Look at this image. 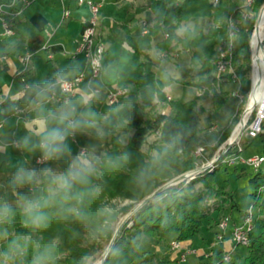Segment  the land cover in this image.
Instances as JSON below:
<instances>
[{
  "label": "trees",
  "instance_id": "trees-1",
  "mask_svg": "<svg viewBox=\"0 0 264 264\" xmlns=\"http://www.w3.org/2000/svg\"><path fill=\"white\" fill-rule=\"evenodd\" d=\"M8 1L0 0V3ZM263 4L264 0H255L253 16L248 19L243 17V0H219L215 6L210 0H150L152 19L146 25V33L139 38L141 44L146 45V49L135 50L143 58L139 63L141 71L134 80L138 95L123 112L127 129L131 133L125 141L117 134H111L103 151L111 156L128 152L129 162L119 170H104L103 176L94 181L100 185V191L86 207L87 218L84 221L54 218L46 231H38L23 225L18 212L16 222L5 227L8 233L7 243L14 238L29 241L30 256L37 244L43 245L54 238H59L57 264H82L83 259L90 263L98 255L101 242H109L115 231L116 217L111 215L107 218L104 211L106 200L116 197L129 199L132 203L123 209H133L160 185L193 168L195 166L193 151L198 146L208 148V144L198 136V102L196 99L185 101L167 99L163 85L154 71V62L149 53L151 42L158 33H167L166 37L163 36L154 45L155 48L166 53L178 48L189 50L191 66L204 70L197 80L190 84L199 88L207 87L211 93L213 106L222 105L227 101L229 92L221 87L214 86L211 89L210 86L214 84L216 78L218 79L214 65L218 53L217 46L228 40V23L232 20L238 28L234 39L232 65L245 101L251 87L250 38ZM193 19L202 22V28L198 31L187 25ZM207 21L209 23H206ZM159 103L169 104L170 111L162 113L157 109ZM241 111L242 104L237 108L238 116L234 115L223 129L220 136L222 140L229 135ZM262 127L263 131L259 135L264 144V119ZM151 134L156 135L157 145L153 147L156 152L169 138H177L181 150L170 154L166 167L152 169L149 173L150 179L138 183L136 180L138 171L147 167L155 155L143 150L146 139ZM231 152L229 150L226 154ZM216 164L217 167L213 170H203L187 183H183L182 180L166 187L135 210L131 218L122 224L111 244L120 249V253L128 255L127 262H123L118 256L107 254L103 264H127L132 260H137L136 264H179L178 258L172 260L157 250L143 249L141 239L133 232L138 231L156 239L171 234L172 240L167 243L170 246L172 241L184 240L192 243L202 227L209 230L212 226H217L220 221L217 219V213L222 210L226 198H231L232 195L220 186L216 179V171L223 168L226 172L229 165L222 160ZM232 165L236 172L235 164ZM254 170L248 182L255 186L250 195L252 202L258 207V215L253 214V229L248 233L249 242L244 245L246 254L240 264H264V163ZM236 173L243 174L244 170ZM232 243L237 244L233 240ZM228 251L222 249L210 252L205 262L238 264V258L231 259L229 255V258L225 259ZM231 251L235 253V250ZM16 264L21 262L16 261Z\"/></svg>",
  "mask_w": 264,
  "mask_h": 264
},
{
  "label": "crops",
  "instance_id": "crops-1",
  "mask_svg": "<svg viewBox=\"0 0 264 264\" xmlns=\"http://www.w3.org/2000/svg\"><path fill=\"white\" fill-rule=\"evenodd\" d=\"M19 6L20 3L17 2L15 8ZM3 9L9 11L10 7L5 6ZM65 10L69 11L67 16H64ZM88 17V7L85 4L79 5L77 0H32L20 14L13 15V34H3L0 19V196H6L9 200L15 199L9 182L17 164L24 163L26 167L36 169L52 167L64 170L71 159L63 157L57 161L38 163L37 158L41 156L39 151H26L17 145L16 142L27 134L28 128L42 123L38 118L37 109L30 103L31 94L27 88L29 84L51 79L61 70L75 69L76 71L69 72V78L83 73V79L75 86L74 93L66 99L61 97L51 100L45 107L60 106L67 100L78 104L81 91L89 88L97 93L90 104L79 106L78 112L94 113L92 118L102 129V136L97 135L96 129H91L69 138L68 143L72 147L73 155L81 150L103 153L111 133L122 128L120 118L133 102L136 77V74L130 73L132 66L125 59L134 60L133 56L136 55L138 71H141L139 63L143 58L135 50L146 49V45L141 44L139 38L144 34L146 25L151 22L152 12L148 3L139 0H104L101 3L95 29V43L98 40L103 41L106 51L102 59L101 74L96 78L90 77L85 58L77 51L84 22ZM162 37L163 34L160 33L153 38L149 53L153 62L157 60V64H154L157 78L166 94L170 93L172 98L169 89L171 84L166 85L164 82L163 66H178L176 63L166 62L162 57L166 52L154 47ZM25 55H30L27 61L23 60ZM121 75L130 78L131 83L122 86V97L116 104L109 105L106 102L107 92L117 86H112L107 77L121 78ZM166 80L171 79L168 77ZM57 94H61L59 89ZM202 118L198 113V132L203 126ZM20 191L32 194L28 186ZM233 224L239 223L233 221ZM185 242L192 245L190 241ZM215 244L219 246L218 251L235 249L232 246L231 234L228 237L225 232L222 239L214 240L210 250L213 251L212 246ZM197 249L200 252L195 253L198 261L203 260L206 253L200 248ZM163 252L168 253V250ZM175 258L178 256L175 255Z\"/></svg>",
  "mask_w": 264,
  "mask_h": 264
},
{
  "label": "clouds",
  "instance_id": "clouds-1",
  "mask_svg": "<svg viewBox=\"0 0 264 264\" xmlns=\"http://www.w3.org/2000/svg\"><path fill=\"white\" fill-rule=\"evenodd\" d=\"M74 71L61 70L51 79L27 86L31 94L30 103L37 109L42 123L28 128L17 145L26 151H39L41 162L57 161L63 157L71 159L65 170L52 167L36 169L26 167L24 163L16 165L9 182L15 199L0 196V239L7 238L4 228L16 222L18 212L23 225L38 231H46L54 218L84 221L87 218L86 207L100 191V185L94 181L103 176L104 170H119L129 162L128 152L111 156L81 150L73 155L69 138L91 129H96L97 135L102 136V129L92 118L94 113L78 112L79 106L90 104L97 96L91 88L81 91L78 104L67 100L60 106L45 107L57 90H62L68 83L69 72ZM180 150L177 138L167 139L152 156L149 165L138 171L137 182L150 179L152 169L166 167L170 154ZM25 186L29 187L31 195L20 191ZM59 243V238H54L43 245L37 244L29 256V241L14 238L8 241L6 250L0 251V258H3V264H16V261L21 264H57ZM119 253L120 249L109 246V255L118 256ZM82 264H88L87 260L83 259Z\"/></svg>",
  "mask_w": 264,
  "mask_h": 264
},
{
  "label": "rangeland",
  "instance_id": "rangeland-1",
  "mask_svg": "<svg viewBox=\"0 0 264 264\" xmlns=\"http://www.w3.org/2000/svg\"><path fill=\"white\" fill-rule=\"evenodd\" d=\"M139 1L146 2L149 4L150 0H139ZM148 15H149V12H148ZM87 23L88 22L85 21L84 26H86ZM206 23H209V21H207ZM187 25L191 26L194 31H198L199 29L202 28V22L197 19L193 21H189ZM157 35H160V33H158ZM95 41H96V38L94 39L93 46H95ZM175 52L176 53L170 52V53H167V54L165 53L164 55H162V57L165 58L164 60H166V62L176 63L178 66V68H174L172 64H170V66H166V65L163 66V68L165 69V81L164 82L166 85L171 84L169 85V89H170L173 99L180 100V101H185L189 99L197 100L198 113L199 115H202L203 117L201 119V123L203 126H202V129H200V131L198 132V136L202 141L205 142V144H208V148H205L203 146H198L193 151V156L195 157V166L189 170L199 169L201 167H204V168L198 171L197 173H200L206 169L213 170L214 167H217L216 166L217 161L219 160L223 161V159L225 160V159H228L229 157H232L238 154V151L236 150L237 145L233 146V144H230L229 137L231 136V133L233 129L235 128L236 124L240 120L241 114L243 112V106H242V111L239 113L240 115H239L238 121L232 127L229 135L224 140H222V137L220 138V136L222 135L223 129H225L227 124L230 123V120L234 115L236 117L238 116V112L236 113V111H237V108L239 107V103H237L236 98L233 97L230 93L232 90L236 88L235 83L231 79H228L226 81V80L216 78V81L214 82V84L210 86V88L213 89L214 86L215 88L221 87L223 90L228 91L230 95L228 96V99L224 104L213 106L211 93L210 91H208V89L204 90L201 96H197L199 87H194L192 86V84H190V82L194 80L196 81L197 78L200 76V74L204 72V70H200L199 67L191 66L190 64V54L191 53L189 50L178 48V50H175ZM174 54H177V55L175 56ZM133 57H135L134 60H129L128 58H126L125 60L127 62H130L129 64H131L132 66V70L130 71V73L134 75L136 74L137 76L140 73V70L138 71V64H137L138 61L136 60L137 56L135 55ZM170 57H174V58L171 59ZM156 61L154 62V64L155 63L157 64ZM212 74L214 75V71H212ZM168 77H170L171 79L170 81H167L169 79L166 80V78ZM107 79H109V83L112 86H117V87H122L125 84L131 83V79L128 77H125L124 75H121V78L119 76L118 77L110 76V77H107ZM250 79H251V71H250ZM121 89L123 91V88ZM133 93H134V97L138 95V90L136 86H134L133 88ZM122 95H123V92H122ZM122 95L120 97H122ZM157 109L160 111L164 110L165 112H169L170 106L167 103H159L157 106ZM120 120L122 122L121 123L122 128H120V131H113L111 134H117L122 141H125L128 135L131 133V131L127 129L128 127L123 118V114ZM155 139H156L155 134H151L147 137L146 143L143 146V150L145 152L152 153V154L156 153V151L153 149V147L157 145ZM215 144L216 146L214 147ZM240 145L242 147L241 151L239 152L240 157L248 158L249 156H252V155H260L264 153V144L262 142L260 135L252 139L246 136L244 137L242 136V141ZM198 148H201V150L197 154L196 151ZM229 150H231L232 152L227 155L226 153H228ZM223 163L225 162L223 161ZM235 166L237 168L236 172H240L241 169H243L244 173L238 175L235 172L234 166L232 164L228 166L226 172L225 170H223V168L216 171L217 183L220 186H223L225 190L228 193H231L232 195L231 198H226V201L224 203L222 210H220L217 213L218 220L220 221L226 220L227 222L224 232L226 233L228 237L231 234V231L234 227L233 221H236L240 224L243 220L244 211L247 210L250 206L254 207V209L252 208L254 216L258 215L257 214L258 207L252 202L251 195H250L255 190V186L252 183L248 182L249 176L254 174L255 170L248 163L246 162L242 163L240 159H238V161L235 162ZM196 174L192 175L191 177L187 179H184L183 183H187L190 180H192V178ZM260 199L261 198H259L258 200ZM131 203L132 201H130L129 199H121L119 197L112 198L110 200L105 201L104 211L106 213V216H108L107 218H109V216L111 215L112 216L114 215L116 217V220L114 222L115 229L123 219H125L129 215L126 219V221H128L131 218L132 214L135 212L134 208L137 205L133 209H123L125 206ZM253 223H254V220H253ZM130 225L131 223L128 224V226ZM133 233L135 236H138L141 239V247L143 249L157 250L161 255L168 256L172 260H177L175 258V255H177V252L172 250L171 246L167 245V243L172 240L171 234L164 235L162 239H156V238H153L147 235H143L141 232H138V231H134ZM216 233L219 236L223 235L222 230L219 226V223L217 226H212L209 230H207L205 227H202L199 233L192 240V245H190L188 242L186 243L184 240L179 241L180 245L183 247V252L186 256V259L184 261H179L178 259L177 260L178 263L179 264H208L205 262L207 258V254L210 252L218 251L219 249L218 244H215L212 246L213 251L210 250L211 249L210 245L214 242L215 238L217 237ZM219 239H222V237L221 238L219 237L218 240ZM202 241L206 243H202ZM109 242L107 241L101 242L100 251L98 255L93 261H91L88 264H93L95 261L101 259L104 251L108 247ZM7 244H8L7 238L0 239V251L6 250ZM232 246L235 247L234 249L235 253L233 254V252L229 249V251L227 250L228 254L231 256V259L238 258V264H240L243 256L246 254V247L243 244H234V243H232ZM197 248L202 249V251L206 253L204 254L203 260L201 259L200 261H198L195 253L199 254L200 252L198 251ZM166 249L168 250V253L163 252ZM126 257H128V255L123 254V253H120L118 255V258L122 259L123 262H127ZM136 263H137V260H132L128 262L127 264H136ZM0 264H3V258H0Z\"/></svg>",
  "mask_w": 264,
  "mask_h": 264
},
{
  "label": "built area",
  "instance_id": "built-area-1",
  "mask_svg": "<svg viewBox=\"0 0 264 264\" xmlns=\"http://www.w3.org/2000/svg\"><path fill=\"white\" fill-rule=\"evenodd\" d=\"M31 1L32 0H9L8 2L0 3V19L3 27L4 35L13 34V27H12L13 15L20 14L22 9L26 5H28ZM103 1L104 0H99V1L77 0V3L79 5L85 4L89 9V17L86 20L88 23L82 29L77 51L83 54L85 58L86 68L91 78H96L101 74L102 59L106 51V46L101 40H98L95 43V46H93L98 12L100 5ZM218 1L219 0H210L213 6L217 5ZM254 1L255 0H243L242 10H243L244 18H248V19L252 18L254 13L253 11ZM17 2L20 3V6L15 8ZM5 6L10 7V10L5 11L3 9ZM68 14L69 11L65 10L64 16H67ZM255 23L253 29L255 27ZM237 30L238 28H236V26L233 24V21L229 20L228 34H227L228 40L223 44H219L217 46L218 53L214 61L218 79H222L226 81L228 79H231L235 83L236 88L232 90L230 93L233 97L236 98L237 103H239V105L242 104L243 106V112L241 114L240 120L236 124L235 128L231 133V136L229 137V143L233 144V146L237 145L236 150L238 151V154L229 157L228 159L225 160L223 159V161L228 165H230V164H235V162L238 161V159H240L242 163L246 162L256 169L264 163V153L260 155H252L249 156L248 158H243L239 156V152L242 149L240 145L242 141V136L243 137L246 136L252 139L257 137L263 131L262 121L264 119V87L260 91H258L257 97L255 98V100H253L256 91L255 89L256 83H254L252 78V67H251V87L246 94L245 101H243L244 97L239 90L238 78L232 65V52L234 48V39L237 34ZM146 31L147 28L143 33H146ZM163 36L166 37L167 33H164ZM250 49H251V45H250ZM29 57L30 55H25L23 56V60L27 61ZM82 79H83V73L70 77L68 79V83L63 86V89L62 90L59 89L61 94L56 93L55 97L52 100H58L61 99V97L65 99L69 98L74 93L75 86ZM206 89H207L206 87L199 88L197 92V96H201L204 90ZM122 92L123 91L121 87H115L113 89H110L107 92L106 102L109 105L116 104L119 101ZM167 99H171V96L167 95ZM161 112L165 113L164 110ZM200 150L201 148L197 149L196 151L197 154L199 153ZM37 162L41 163V156L37 158ZM252 208L254 209V207L250 206L247 210L244 211L242 222L240 224L234 225L231 231V239L237 244L247 245L249 242L248 233L251 231L253 227ZM226 224H227L226 220H221L219 222V226L222 230V233L226 227ZM219 237L221 238L222 236L217 235V238ZM170 246L172 247V250L177 252L179 261H184L186 259V256L183 252V247L180 245L179 241H172ZM228 258H229V254L225 256L226 260Z\"/></svg>",
  "mask_w": 264,
  "mask_h": 264
},
{
  "label": "bare ground",
  "instance_id": "bare-ground-1",
  "mask_svg": "<svg viewBox=\"0 0 264 264\" xmlns=\"http://www.w3.org/2000/svg\"><path fill=\"white\" fill-rule=\"evenodd\" d=\"M252 56V78L255 86V95L264 87V6L262 7L250 38ZM232 139V138H231ZM93 264H100V260Z\"/></svg>",
  "mask_w": 264,
  "mask_h": 264
},
{
  "label": "water",
  "instance_id": "water-1",
  "mask_svg": "<svg viewBox=\"0 0 264 264\" xmlns=\"http://www.w3.org/2000/svg\"><path fill=\"white\" fill-rule=\"evenodd\" d=\"M204 167H201L199 169H193V170H189V171H186V172H183L179 175H177L176 177L172 178L169 182L159 186L158 188H156L150 195H148L145 199H143L141 202H139L137 204V206L134 208V211L136 209H138L140 206H142L144 203H146L147 201H149L150 199H152L158 192H160L161 190H163L164 188L170 186V185H173V184H176L184 179H187L189 177H191L192 175L196 174L198 171H200L201 169H203ZM132 213V212H131ZM129 216V215H128ZM127 216V217H128ZM127 217L125 219H123L119 224L118 226L116 227L115 231H114V234H113V237L112 239L110 240L109 244H108V247L107 249L104 251L101 259H100V264H103L107 254H108V248L109 246H111L112 242H113V239L115 237V235L117 234V232L119 231L120 227L122 226V224L126 221Z\"/></svg>",
  "mask_w": 264,
  "mask_h": 264
}]
</instances>
